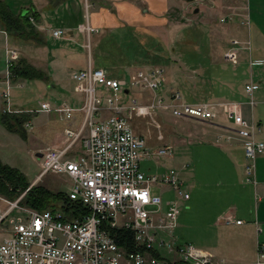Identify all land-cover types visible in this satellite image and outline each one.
Masks as SVG:
<instances>
[{"label":"rangeland","instance_id":"374dc122","mask_svg":"<svg viewBox=\"0 0 264 264\" xmlns=\"http://www.w3.org/2000/svg\"><path fill=\"white\" fill-rule=\"evenodd\" d=\"M8 2L15 12L28 8L31 4L38 6L42 17L38 21L35 20V25L42 34L41 39L46 40L45 42L48 45H43V40L13 39L9 33L7 35L5 32H0V65H3V52L8 54V58H10L13 51H16L19 54V58H28L29 56L41 65L53 60L57 64V73L53 72L55 77L51 76L48 81L44 79L19 78L14 81L10 91L8 87L3 92L0 91L1 95L4 92L11 94L10 103L14 110H22L29 114H33L30 111H37L30 120L24 123L27 130V138L9 131L0 122V158L2 161L19 169L26 181L30 182V186L43 184L54 191L60 190L68 193L70 189L68 176L49 172L36 179L43 169L42 156L44 152H40L42 155L38 156L36 149L42 145L46 146L48 137L44 136V133L49 134L52 125L64 127L67 123L75 120L76 116L74 117V114L76 111H81L82 124L78 130H73L78 133L85 123V112L81 109L83 103L73 112L71 118H67L65 115L60 120L59 116L55 115V122H50L45 132L43 131V122L49 121L51 118L49 116L56 113L52 110H50L52 111L51 113L49 111H41V109L43 104H50L52 109L61 107L63 103H70L71 105L72 102L68 101V95H78L80 97L79 93L82 94L77 90V82L73 79L72 74L93 67H101L109 69L111 74L122 78L126 82L125 87L117 94V97L122 107L125 108L124 113L126 115H128L127 110H130L131 116L128 120L135 132L145 138L147 150L152 153L162 147L171 146V151L168 154L149 153V155H146L141 161L142 171L147 174H156L175 170L182 181V189L192 193L188 179L187 167L190 162L188 160L187 148L189 144L187 142L190 132L193 133L198 125L191 117L175 115L173 97L178 92L181 95V102L184 104L210 103L214 105L209 100L205 101L202 98L205 96V91H202V89L213 91L220 88L222 73H225V70L230 72V65L226 62V54L228 52L233 50L237 52L238 63L241 60L243 50H246L244 52L246 56L249 55L253 44L254 3H251V0H246L245 2L239 1L237 4H230L234 7L233 9H236L242 15L240 16L238 12L230 17V14L222 12L228 3L222 5L220 0H206L204 3L191 0H174L168 16L169 21L159 33L163 39L162 46L165 44L166 50L162 52L165 57H163L161 63H151L146 67L140 61L142 50L138 45V43L140 44L139 38H135L137 39V44L131 47L127 38L122 40L126 37L122 31L117 34L111 31L102 32L88 25L87 14L91 3L90 0H8ZM48 2L49 5H46ZM195 5H201L203 11L195 13L192 10ZM246 12L248 15H245ZM187 28L192 29L188 31ZM56 29H61L64 33L60 37H56L54 35ZM230 36L233 38L230 39ZM235 36L239 37L243 43L239 38H234ZM242 39H246L244 40L245 42ZM149 47L151 48L152 46ZM247 58L249 59V56ZM137 59L138 61H136ZM224 60L227 64L224 63ZM108 65L113 67H108ZM250 65L263 66L264 62L251 60ZM138 71H143L150 77H154L156 74V76L160 75L161 86L153 90L150 87L142 86V84H134L133 77ZM240 71L241 68H239ZM245 77H249L248 71ZM8 78L9 76L7 75ZM248 84L251 85L253 82ZM253 86L255 89L256 86L254 84ZM100 90L99 92L102 95L111 93L106 90L102 91V93ZM2 104L3 107L6 106V103ZM152 104H154V107L151 106ZM226 105L225 115L218 119L223 123L227 122L225 116L228 117V108L231 107L230 110L236 109L234 103H232V106ZM138 109H140V112ZM237 111L240 112L239 106ZM103 115L107 116L108 112H100L98 117ZM233 127L237 126L233 124ZM233 129L221 135L235 134ZM74 137L75 135L71 136V138L67 136V139L70 140ZM78 141L77 139L72 152H70L73 158L79 153ZM221 141L230 142L225 137H222ZM48 146L47 148H55ZM35 179L36 181L33 182ZM155 189L157 193H160L159 188ZM175 197L173 190L163 194V198L166 200L175 199ZM16 200L6 194H0V220L4 216L3 220L0 221V243L7 235V223L10 225V219L17 214L22 215L20 208L11 206ZM205 202H208L207 199L202 197V207ZM179 207L181 213L174 229L175 238H177L176 242L187 248L188 245L192 244L198 249L208 251L199 246L202 240L195 239L199 235L197 236L194 229L188 228L187 218L191 208L187 206V202L183 201V199H179ZM226 215L224 214L222 217ZM233 218L235 219V217ZM223 222L227 224L225 220ZM215 263L225 264L224 260H218L217 258H215Z\"/></svg>","mask_w":264,"mask_h":264},{"label":"built area","instance_id":"2783aa9c","mask_svg":"<svg viewBox=\"0 0 264 264\" xmlns=\"http://www.w3.org/2000/svg\"><path fill=\"white\" fill-rule=\"evenodd\" d=\"M30 20L35 23L33 16ZM63 33L61 29L54 31L56 37ZM11 55L8 68L19 59L18 52L13 51ZM238 60L236 51L226 54L229 63L237 65ZM9 73L8 70V76ZM156 75L150 77L138 71L133 83L158 89L162 80ZM72 77L84 96L81 109L85 112V123L78 133L66 130L68 137H75L67 139L63 148L45 149L39 177L49 172L68 176L67 196L73 207L80 208V215L74 217L62 207L38 210L24 205L23 194L11 204L20 208L22 215H15L10 225L7 223V235L0 243V264H216L213 253L176 242L174 229L180 214L179 199L187 200L189 193L182 189L175 170L156 174L142 171L141 161L151 152L147 150L145 138L135 132L128 120L130 110L126 115L118 100L117 94L126 82L112 77L109 69L101 67L74 72ZM99 89L111 93L102 95ZM246 89L252 93L253 84H248ZM1 97L6 103L2 112L15 111L10 93L4 92ZM173 98L175 115L196 120H212L216 116L213 104H184L178 92ZM250 104L255 105L254 99ZM234 107L235 110L228 108V119L237 126L233 129L235 134L221 135L219 140L222 137L229 141L234 137L242 139L246 180L255 184V161L264 153V141L255 136L260 126L245 119L237 111V104ZM51 109L50 104H43L41 110ZM76 109L63 103L55 110L71 118ZM103 111L108 115L98 117ZM87 128L88 134L82 137ZM77 139H82L83 150L73 158L70 152ZM170 151L168 145L151 154L165 155ZM169 190L175 192V199L163 198ZM222 218L227 224L244 222L231 215ZM261 256L264 259V254Z\"/></svg>","mask_w":264,"mask_h":264},{"label":"crops","instance_id":"0c3cea01","mask_svg":"<svg viewBox=\"0 0 264 264\" xmlns=\"http://www.w3.org/2000/svg\"><path fill=\"white\" fill-rule=\"evenodd\" d=\"M90 1L87 23L91 28L102 32L111 31L114 34L122 31L126 36L122 40L127 38L131 47L137 44L135 38H139L140 44L138 43V45L142 50V54H140L141 64L147 67L151 63H161V60L165 57L162 52L166 49L165 44L162 46L163 39L159 33L169 21L168 16L174 0ZM191 1L204 3L206 0ZM239 1L245 2L246 0H220L222 5L228 3L222 12L230 14V17H232V14H237L239 11L233 9L234 7L230 4H237ZM252 2L255 5V26L253 25V44L248 55L249 59L244 53L246 50H243L241 60L237 65L226 61L231 66H229L230 72L225 70V73H222L220 88L213 91L202 89V91H205V96L202 98L205 101L209 100L214 103L216 116L210 121L194 119L193 121L198 126L193 133L190 132L187 142L189 144L187 149L190 164L186 167L188 168V179L192 193L188 192L189 198L187 200L183 199V201H186L187 206L191 208L187 218L188 228L194 229L197 236L199 235L195 237V239L202 240L199 246L214 253L215 258L224 260L225 264H264V259L261 256L264 254V153L259 155L255 161L256 183L247 181L243 141L239 137H234L230 142L219 140V135L226 134L234 127L227 116H225L227 122L223 123L218 120L225 115L226 104H237L245 119L254 121L260 126V130L255 132V136L257 139L264 141V65H250L251 60L264 62V0H251ZM46 5H49V2ZM31 7L39 11L42 17L38 6L31 4ZM192 10L195 13H201L203 8L201 5H195ZM240 16H242L241 13ZM191 29L187 28L188 31H191ZM0 32L9 35L3 29L1 23ZM40 36L42 37L41 33ZM12 38L18 39L14 36ZM234 38L238 39L239 37L235 36ZM239 40L241 41L240 38ZM44 42L43 45L47 46V42ZM243 46L245 47V45ZM135 48L137 49V47ZM3 53V65H0L1 92L7 87L10 91L14 83L8 80L9 78L7 79L9 55ZM26 59L30 64L45 71L50 78L54 76L53 72L57 73V64L53 60L47 61L42 66L35 62L32 57L28 56ZM226 62L224 60V63ZM256 66L257 68H255ZM47 68H50V72ZM239 68H241L240 72ZM247 71L249 72L248 78L245 77ZM250 82H253L256 86L252 94L246 91V85ZM79 95L80 97L78 95H68V101L72 104H67L74 108L81 106L83 94L79 93ZM251 98L255 101L253 106L249 103ZM4 101L5 99L0 94V116L4 108L2 104H5ZM55 109L51 110L56 114L50 115L49 121L46 120L42 124L44 132L49 127L50 122H55V115H58L60 120L65 117ZM52 111H49V113ZM76 113L78 114L76 115ZM74 117L75 120L67 123L64 127H57L54 124L49 134L44 133V136L48 137V143L46 146L42 145L36 149L38 156L40 152L45 151L47 145L55 148H63L66 145L65 130H78L82 124L81 111H76ZM87 134L86 129L82 137ZM77 146L80 153L83 150L82 139L77 142ZM38 178L39 175L36 179ZM202 197L208 201L204 203L203 207L201 205ZM224 214L232 215L244 222L240 225L235 223L225 224L222 220ZM259 261H263V263H258Z\"/></svg>","mask_w":264,"mask_h":264},{"label":"trees","instance_id":"16d2710c","mask_svg":"<svg viewBox=\"0 0 264 264\" xmlns=\"http://www.w3.org/2000/svg\"><path fill=\"white\" fill-rule=\"evenodd\" d=\"M30 16H33L36 21L41 17L40 12L34 7L30 6L15 12L8 0H0V23L3 29L16 38L41 41L43 39H41L35 23L30 20ZM108 67L113 66L108 65ZM9 72V79L12 82L19 78L50 80L45 71L30 64L25 57L19 58L16 63L9 66ZM35 113L2 112L0 120L9 131L27 138V130L24 123L30 120ZM30 185V182L26 181L19 169L4 163L0 158V194H6L16 200L17 197H20L25 192L21 199V202L25 205L38 210H44L49 207H62L74 217L80 215V208L71 205L72 203L65 191H54L43 184Z\"/></svg>","mask_w":264,"mask_h":264},{"label":"bare ground","instance_id":"6f19581e","mask_svg":"<svg viewBox=\"0 0 264 264\" xmlns=\"http://www.w3.org/2000/svg\"><path fill=\"white\" fill-rule=\"evenodd\" d=\"M111 76H112V77H115L113 74H111ZM115 78H118V77H115ZM13 112H19V111H16V110H15V111H13Z\"/></svg>","mask_w":264,"mask_h":264},{"label":"water","instance_id":"95a60500","mask_svg":"<svg viewBox=\"0 0 264 264\" xmlns=\"http://www.w3.org/2000/svg\"><path fill=\"white\" fill-rule=\"evenodd\" d=\"M42 154H40V156H41Z\"/></svg>","mask_w":264,"mask_h":264}]
</instances>
